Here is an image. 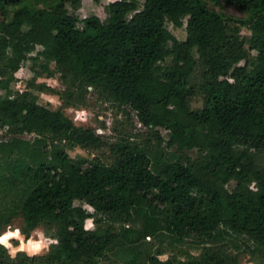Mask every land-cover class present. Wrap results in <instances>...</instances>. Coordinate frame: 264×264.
<instances>
[{"label": "trees", "instance_id": "trees-1", "mask_svg": "<svg viewBox=\"0 0 264 264\" xmlns=\"http://www.w3.org/2000/svg\"><path fill=\"white\" fill-rule=\"evenodd\" d=\"M80 6L0 0V234L21 217L26 239L42 228L59 241L36 255L0 245V264H264V0H116L104 20ZM27 60L33 79L58 77L64 105L100 92L166 131L174 153L155 164L14 90Z\"/></svg>", "mask_w": 264, "mask_h": 264}, {"label": "rangeland", "instance_id": "rangeland-1", "mask_svg": "<svg viewBox=\"0 0 264 264\" xmlns=\"http://www.w3.org/2000/svg\"><path fill=\"white\" fill-rule=\"evenodd\" d=\"M116 0H101L100 2H95L94 0H81V6L76 11V15L79 19H84L91 15L98 16L101 20L106 18L105 6ZM143 3V0H139ZM233 15H238L235 12L229 11ZM186 23V18L183 20ZM168 29L172 35L179 41H184L186 38L185 25L181 28L175 27L172 24H168ZM242 34L250 35V31L246 28L242 29ZM34 55V54H32ZM31 60L24 62L20 70L15 74L16 80L12 83V88L18 91H24L30 87L37 96L40 105L50 109V110H61L63 111L77 126L84 128L102 129L103 135L106 136L110 141L114 140H131L137 142L139 145L149 149L152 155V161L156 164L159 161H166L170 158V155L174 151L167 147L168 136L164 130H150L143 127L137 120L135 113L125 105H121L113 100L106 99L100 92L89 90L88 95V105L86 107H70L63 104L62 100L56 94V91L61 90L63 87L58 80V77H47L41 76L36 79L31 71ZM33 81L36 84H44L46 88L52 90L39 91L31 87ZM201 105V101L198 98H194L192 101V107L198 108ZM80 111L87 113V118L85 120H77V114ZM4 131L0 130V141L3 138ZM35 138L34 135H26L24 139L26 141H32ZM68 154L72 158L76 157H92L87 151L81 148H75L73 150H68ZM98 154L102 157H108V152L106 150L99 151ZM191 156L196 155V151L189 152ZM6 203H2L4 206ZM78 205L80 203H77ZM84 203L82 204V206ZM92 213V212H90ZM19 229L20 237L12 238L7 241L11 245L8 248L9 253L15 256L18 251H24L28 255L43 254L47 252L50 244L48 243L49 237H47L42 228H38L31 233V236L26 239L22 233L23 221L21 217H15L12 224L5 228L0 236H3L6 232H15ZM150 243L151 240H147ZM154 245H157L154 243ZM23 248V250H20ZM192 254H198L199 251L189 248ZM171 253V250L169 251ZM168 257V254L162 255L160 257ZM165 260V259H163ZM240 264H254L249 262V258L246 255L241 257Z\"/></svg>", "mask_w": 264, "mask_h": 264}, {"label": "clouds", "instance_id": "clouds-1", "mask_svg": "<svg viewBox=\"0 0 264 264\" xmlns=\"http://www.w3.org/2000/svg\"><path fill=\"white\" fill-rule=\"evenodd\" d=\"M91 90V89H89ZM87 118V113H85L84 111H80L77 114L76 119L77 120H85ZM97 135H103V130L102 129H97ZM250 188L252 190H256V185L255 182L253 181V183L250 185ZM84 209L88 212H95V209L88 204H84L83 205ZM95 225L92 219H86L84 221V230L85 231H90V230H94ZM20 237V232L19 229H17L15 232L12 231H8L6 232L3 236H0V245H3L6 248H11V245L7 243L8 240L12 239V238H19ZM48 243L50 245H55L58 244L59 241L55 240V239H48ZM20 250H23V248H21ZM158 259H167L166 256L164 257H159Z\"/></svg>", "mask_w": 264, "mask_h": 264}]
</instances>
